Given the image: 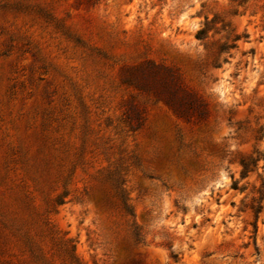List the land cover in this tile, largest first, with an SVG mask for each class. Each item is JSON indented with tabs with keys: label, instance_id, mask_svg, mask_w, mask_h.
Instances as JSON below:
<instances>
[{
	"label": "rangeland",
	"instance_id": "374dc122",
	"mask_svg": "<svg viewBox=\"0 0 264 264\" xmlns=\"http://www.w3.org/2000/svg\"><path fill=\"white\" fill-rule=\"evenodd\" d=\"M149 62L209 120L127 82ZM255 151L264 0H0V264H264V160L239 164ZM118 172L133 216L106 181Z\"/></svg>",
	"mask_w": 264,
	"mask_h": 264
},
{
	"label": "trees",
	"instance_id": "16d2710c",
	"mask_svg": "<svg viewBox=\"0 0 264 264\" xmlns=\"http://www.w3.org/2000/svg\"><path fill=\"white\" fill-rule=\"evenodd\" d=\"M212 23L213 20L207 18L204 27H201L197 31L196 37L201 40L208 38V33L213 28L211 26ZM239 39L240 36L236 35L232 44L228 45L226 42L220 44L218 55L220 56L228 48L236 47L237 40ZM127 82L136 86L142 93L152 95L157 101L164 102L170 109L182 117L194 119L198 123H201L207 122L211 116L208 103L188 91L184 87L181 77L171 67L149 62L144 68L130 73L127 77ZM134 112L135 109L128 107L126 115L131 126L134 127V129H138L141 128L143 123L139 114ZM134 121L135 123L133 124ZM258 132H263V127H260ZM262 160H264V153L261 151H255L253 154L241 157L239 159V164L242 167L241 176H248L250 172H253L258 167ZM106 181L115 189V197L119 199L123 211L133 216L134 212L124 187V180L121 178L119 172L116 177L110 176ZM233 188L241 189L238 181H234ZM252 200L253 205L251 209L254 213L259 214L264 207V181L257 189V195H254ZM254 228L257 232V224L254 225ZM133 234L136 238L140 237V233L137 231H134Z\"/></svg>",
	"mask_w": 264,
	"mask_h": 264
}]
</instances>
